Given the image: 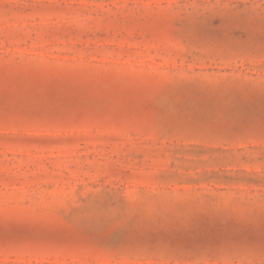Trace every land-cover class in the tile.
<instances>
[{
  "label": "rangeland",
  "instance_id": "374dc122",
  "mask_svg": "<svg viewBox=\"0 0 264 264\" xmlns=\"http://www.w3.org/2000/svg\"><path fill=\"white\" fill-rule=\"evenodd\" d=\"M0 264H264V0H0Z\"/></svg>",
  "mask_w": 264,
  "mask_h": 264
}]
</instances>
